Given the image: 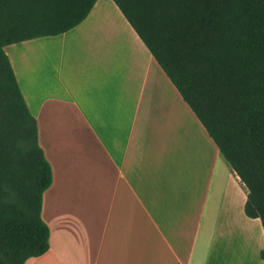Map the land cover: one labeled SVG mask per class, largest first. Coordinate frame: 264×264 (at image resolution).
Returning <instances> with one entry per match:
<instances>
[{
	"label": "crops",
	"instance_id": "obj_1",
	"mask_svg": "<svg viewBox=\"0 0 264 264\" xmlns=\"http://www.w3.org/2000/svg\"><path fill=\"white\" fill-rule=\"evenodd\" d=\"M4 51L52 172L23 264H264L237 175L112 0Z\"/></svg>",
	"mask_w": 264,
	"mask_h": 264
},
{
	"label": "trees",
	"instance_id": "obj_2",
	"mask_svg": "<svg viewBox=\"0 0 264 264\" xmlns=\"http://www.w3.org/2000/svg\"><path fill=\"white\" fill-rule=\"evenodd\" d=\"M96 0H0V264L49 247L52 172L4 47L79 24ZM201 122L264 233V0H112ZM264 261V249L260 251Z\"/></svg>",
	"mask_w": 264,
	"mask_h": 264
}]
</instances>
